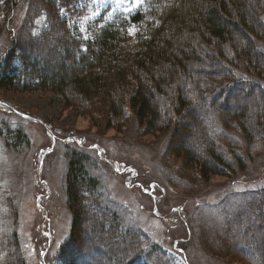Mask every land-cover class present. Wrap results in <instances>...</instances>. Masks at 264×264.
I'll return each mask as SVG.
<instances>
[{"label":"trees","instance_id":"trees-1","mask_svg":"<svg viewBox=\"0 0 264 264\" xmlns=\"http://www.w3.org/2000/svg\"><path fill=\"white\" fill-rule=\"evenodd\" d=\"M84 1L0 0V33L10 36L0 49V90L55 92L66 107L107 127L130 109L150 132L170 129L171 142L184 140L173 150L185 151L186 163L204 176L217 173L218 165L232 169L231 159L243 168L239 146L248 150L264 141V0H140L130 11L106 8L90 22L87 37L79 26ZM25 9L33 18L44 16L38 32L30 34L29 22L12 23ZM6 135L16 144L26 141L18 129ZM65 154L72 226L86 220L85 203L107 211L111 223L91 216L96 237L89 245L82 228L72 227L57 261L152 264L151 248L133 249V230L116 224L91 156ZM257 210L244 253L264 264V200ZM114 230L120 251L108 244ZM132 251L138 255L127 256Z\"/></svg>","mask_w":264,"mask_h":264},{"label":"rangeland","instance_id":"rangeland-1","mask_svg":"<svg viewBox=\"0 0 264 264\" xmlns=\"http://www.w3.org/2000/svg\"><path fill=\"white\" fill-rule=\"evenodd\" d=\"M139 2L85 0L79 20L83 35L106 8L126 11ZM43 17L33 18L25 9L12 23L18 28L29 22L31 34L40 30ZM9 39L0 33L1 50ZM106 125L78 115L55 92L0 90V264H60L56 256L69 246L72 227L82 228L89 245L96 237L91 216L111 223L107 211L85 203L86 220L72 226L65 154L72 150L94 160L92 175L119 218L116 224L133 230V249L151 248L152 264L256 263L244 253L243 239H249V220L264 200L263 140L248 150L245 143L239 146L243 168L231 159L232 169L218 165L217 173L204 176L186 163L185 151L173 150L184 140L171 142L170 129L150 132L130 109ZM14 129L24 134V143L7 137ZM117 237L108 244L120 251Z\"/></svg>","mask_w":264,"mask_h":264},{"label":"snow or ice","instance_id":"snow-or-ice-1","mask_svg":"<svg viewBox=\"0 0 264 264\" xmlns=\"http://www.w3.org/2000/svg\"><path fill=\"white\" fill-rule=\"evenodd\" d=\"M129 11H130V9H129Z\"/></svg>","mask_w":264,"mask_h":264}]
</instances>
